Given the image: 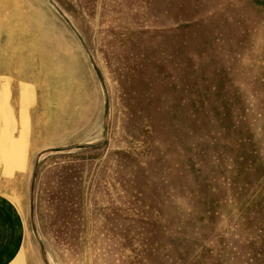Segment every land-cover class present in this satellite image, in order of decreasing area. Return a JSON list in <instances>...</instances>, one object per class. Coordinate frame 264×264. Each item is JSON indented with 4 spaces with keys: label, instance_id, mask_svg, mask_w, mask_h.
I'll use <instances>...</instances> for the list:
<instances>
[{
    "label": "rangeland",
    "instance_id": "1",
    "mask_svg": "<svg viewBox=\"0 0 264 264\" xmlns=\"http://www.w3.org/2000/svg\"><path fill=\"white\" fill-rule=\"evenodd\" d=\"M0 45L47 264H264V0H0Z\"/></svg>",
    "mask_w": 264,
    "mask_h": 264
},
{
    "label": "crops",
    "instance_id": "2",
    "mask_svg": "<svg viewBox=\"0 0 264 264\" xmlns=\"http://www.w3.org/2000/svg\"><path fill=\"white\" fill-rule=\"evenodd\" d=\"M3 56L6 55L2 54L0 45V264H47L35 229L31 191L37 163L50 162L42 154L44 149L35 146L24 118L18 134L16 128L3 120L13 113L11 107L3 111L2 106L6 98L2 89L7 93L6 88H9V83L2 80V73L7 69L3 67L6 66ZM10 91L11 102L15 93L21 103H41L37 86L30 81L18 78L10 85ZM22 111L27 114L28 107H23ZM48 127L50 132L52 126Z\"/></svg>",
    "mask_w": 264,
    "mask_h": 264
},
{
    "label": "water",
    "instance_id": "3",
    "mask_svg": "<svg viewBox=\"0 0 264 264\" xmlns=\"http://www.w3.org/2000/svg\"><path fill=\"white\" fill-rule=\"evenodd\" d=\"M107 108H108V103L106 104V106H105V109H106V113H107Z\"/></svg>",
    "mask_w": 264,
    "mask_h": 264
}]
</instances>
